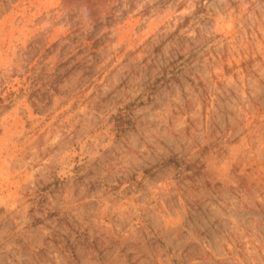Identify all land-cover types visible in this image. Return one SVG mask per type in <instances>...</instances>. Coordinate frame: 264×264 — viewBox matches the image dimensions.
Wrapping results in <instances>:
<instances>
[{
	"label": "rangeland",
	"instance_id": "374dc122",
	"mask_svg": "<svg viewBox=\"0 0 264 264\" xmlns=\"http://www.w3.org/2000/svg\"><path fill=\"white\" fill-rule=\"evenodd\" d=\"M0 95V264H264V0H0Z\"/></svg>",
	"mask_w": 264,
	"mask_h": 264
},
{
	"label": "trees",
	"instance_id": "16d2710c",
	"mask_svg": "<svg viewBox=\"0 0 264 264\" xmlns=\"http://www.w3.org/2000/svg\"><path fill=\"white\" fill-rule=\"evenodd\" d=\"M5 108H7V104L4 103V98L0 95V112H2Z\"/></svg>",
	"mask_w": 264,
	"mask_h": 264
}]
</instances>
